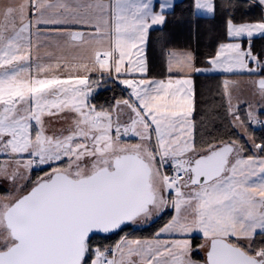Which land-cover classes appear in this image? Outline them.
<instances>
[{
	"label": "snow or ice",
	"instance_id": "obj_1",
	"mask_svg": "<svg viewBox=\"0 0 264 264\" xmlns=\"http://www.w3.org/2000/svg\"><path fill=\"white\" fill-rule=\"evenodd\" d=\"M0 264H264V0H0Z\"/></svg>",
	"mask_w": 264,
	"mask_h": 264
},
{
	"label": "trees",
	"instance_id": "obj_2",
	"mask_svg": "<svg viewBox=\"0 0 264 264\" xmlns=\"http://www.w3.org/2000/svg\"><path fill=\"white\" fill-rule=\"evenodd\" d=\"M105 95H109V93H105Z\"/></svg>",
	"mask_w": 264,
	"mask_h": 264
}]
</instances>
